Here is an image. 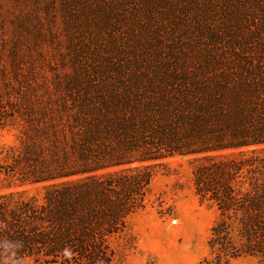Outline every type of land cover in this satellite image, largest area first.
Instances as JSON below:
<instances>
[{
  "label": "trees",
  "instance_id": "16d2710c",
  "mask_svg": "<svg viewBox=\"0 0 264 264\" xmlns=\"http://www.w3.org/2000/svg\"><path fill=\"white\" fill-rule=\"evenodd\" d=\"M58 1L72 71L45 93L54 104L23 97L0 175L8 189L64 181L40 200L1 194L0 240L21 242L28 264H116L150 166L194 156L216 239L264 262V0Z\"/></svg>",
  "mask_w": 264,
  "mask_h": 264
},
{
  "label": "rangeland",
  "instance_id": "374dc122",
  "mask_svg": "<svg viewBox=\"0 0 264 264\" xmlns=\"http://www.w3.org/2000/svg\"><path fill=\"white\" fill-rule=\"evenodd\" d=\"M58 2L0 0V167L16 151L26 125L25 116L18 114L26 108L23 97L29 94L38 106L54 104L45 99V93L53 90L57 76L72 71ZM257 150L264 155V145ZM195 158L173 156L150 166L152 178L143 207L126 219L116 240V264H264L257 256L223 248L220 243L228 237L216 239L212 230L219 213L214 204L199 201L194 192ZM62 181L8 189L16 182L1 174L0 195L14 191L40 200L49 185ZM229 240L233 247L242 242L233 233Z\"/></svg>",
  "mask_w": 264,
  "mask_h": 264
},
{
  "label": "clouds",
  "instance_id": "9594fccd",
  "mask_svg": "<svg viewBox=\"0 0 264 264\" xmlns=\"http://www.w3.org/2000/svg\"><path fill=\"white\" fill-rule=\"evenodd\" d=\"M21 247L22 244L19 241L0 240V264H28V260L25 257L18 255ZM62 255L65 258H70L72 253L70 249L65 248Z\"/></svg>",
  "mask_w": 264,
  "mask_h": 264
}]
</instances>
